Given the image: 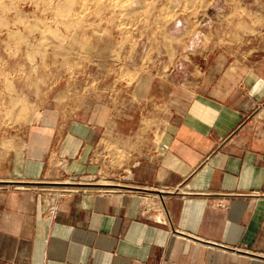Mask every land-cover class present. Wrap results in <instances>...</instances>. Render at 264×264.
<instances>
[{"label":"crops","instance_id":"0c3cea01","mask_svg":"<svg viewBox=\"0 0 264 264\" xmlns=\"http://www.w3.org/2000/svg\"><path fill=\"white\" fill-rule=\"evenodd\" d=\"M103 109L37 103L0 134V264H264V57L191 61L110 188Z\"/></svg>","mask_w":264,"mask_h":264},{"label":"rangeland","instance_id":"374dc122","mask_svg":"<svg viewBox=\"0 0 264 264\" xmlns=\"http://www.w3.org/2000/svg\"><path fill=\"white\" fill-rule=\"evenodd\" d=\"M244 56L264 57V0H0V134L22 135L37 103L70 115L100 106L120 137L89 183L111 185L143 142L136 133L158 144L167 95L191 61Z\"/></svg>","mask_w":264,"mask_h":264},{"label":"bare ground","instance_id":"6f19581e","mask_svg":"<svg viewBox=\"0 0 264 264\" xmlns=\"http://www.w3.org/2000/svg\"><path fill=\"white\" fill-rule=\"evenodd\" d=\"M39 2V1H38ZM69 8V7H68ZM66 10H64V8L63 7H58V10H57V14H60L61 16H65V12ZM12 12V11H11ZM15 25V24H14ZM84 186V185H83ZM103 186V185H102ZM104 186H112V185H109V184H105ZM70 187H72V186H70ZM86 187H87V185H86Z\"/></svg>","mask_w":264,"mask_h":264}]
</instances>
